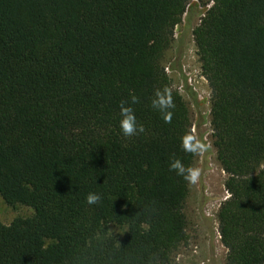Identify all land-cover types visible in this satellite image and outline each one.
Returning a JSON list of instances; mask_svg holds the SVG:
<instances>
[{
	"label": "trees",
	"instance_id": "1",
	"mask_svg": "<svg viewBox=\"0 0 264 264\" xmlns=\"http://www.w3.org/2000/svg\"><path fill=\"white\" fill-rule=\"evenodd\" d=\"M192 1L0 0V196L33 211L0 223V264H171L187 244L193 185L169 163L198 157L165 56ZM195 1L225 263L264 264V0ZM165 86L171 123L150 106ZM122 101L143 133H121Z\"/></svg>",
	"mask_w": 264,
	"mask_h": 264
},
{
	"label": "rangeland",
	"instance_id": "2",
	"mask_svg": "<svg viewBox=\"0 0 264 264\" xmlns=\"http://www.w3.org/2000/svg\"><path fill=\"white\" fill-rule=\"evenodd\" d=\"M211 4L192 1L182 22L174 30V45L165 56L166 73L173 87L188 104L192 131L211 145L199 156L200 181L193 185L186 205L189 240L171 264H226V249L220 242L217 211L228 194L224 187L226 175L215 159L210 127V91L198 62L192 30ZM33 211L24 206L11 207L0 196V223L10 224L18 217H29Z\"/></svg>",
	"mask_w": 264,
	"mask_h": 264
},
{
	"label": "clouds",
	"instance_id": "3",
	"mask_svg": "<svg viewBox=\"0 0 264 264\" xmlns=\"http://www.w3.org/2000/svg\"><path fill=\"white\" fill-rule=\"evenodd\" d=\"M138 103V98L133 96L131 104ZM151 108L157 111L165 123H171L175 103L172 89L165 86L163 89H157L151 99ZM120 107L119 128L124 137L130 138L145 131L144 126L137 121L133 107L127 102L122 101ZM211 145L204 138L193 131H187L180 137V148L184 153L191 154L194 157L206 154ZM169 170L181 177L188 185H196L202 176V170L199 167L185 165L179 159L173 157L169 163ZM101 201V195L98 193H89L86 202L89 205L98 204Z\"/></svg>",
	"mask_w": 264,
	"mask_h": 264
}]
</instances>
